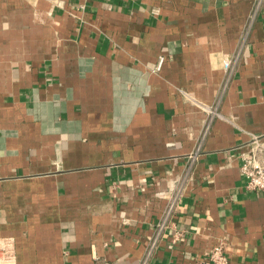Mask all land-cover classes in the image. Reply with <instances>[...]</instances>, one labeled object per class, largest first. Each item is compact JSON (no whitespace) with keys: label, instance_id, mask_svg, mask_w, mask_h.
<instances>
[{"label":"crops","instance_id":"1","mask_svg":"<svg viewBox=\"0 0 264 264\" xmlns=\"http://www.w3.org/2000/svg\"><path fill=\"white\" fill-rule=\"evenodd\" d=\"M253 3L0 0V239L14 243L12 264H140L165 206L155 193L199 144L151 264H209L223 242L231 264H264V192L242 173L253 154L264 163V7L221 93Z\"/></svg>","mask_w":264,"mask_h":264},{"label":"built area","instance_id":"2","mask_svg":"<svg viewBox=\"0 0 264 264\" xmlns=\"http://www.w3.org/2000/svg\"><path fill=\"white\" fill-rule=\"evenodd\" d=\"M47 1L58 6L63 3V0ZM263 7L264 0H254L247 28L240 37L237 50L233 54L226 56L224 59L223 67L225 70V77L221 93H224L227 90L229 84L234 78V74L236 71H238L241 64L243 63V58L247 53L249 37L253 24L255 23L257 16L262 12ZM209 112L213 117L220 116V113L216 107L209 109ZM210 124L207 126L206 132H208ZM254 142L257 143L258 140L255 139ZM201 154V144H199L197 150L188 156L187 165L184 170L179 174L175 176L173 175L169 178L166 189L159 190L155 193L157 198L165 201V206L159 219L155 223L154 237L148 243L146 252L140 264H151V261L163 240L165 232L174 226V217L186 195L188 186L196 178L195 173L197 162ZM257 161L258 158L255 154H253V156L250 158H246L242 166V173L246 178V188L248 190L264 192V163H258ZM14 254V243L12 240L0 239V263L12 264L14 261ZM207 262L209 264H231L228 257V245L223 242L211 249L207 254Z\"/></svg>","mask_w":264,"mask_h":264}]
</instances>
